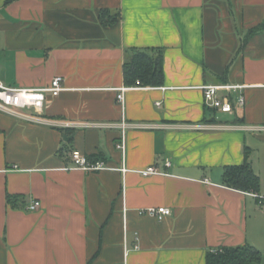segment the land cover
Segmentation results:
<instances>
[{"label": "crops", "instance_id": "crops-1", "mask_svg": "<svg viewBox=\"0 0 264 264\" xmlns=\"http://www.w3.org/2000/svg\"><path fill=\"white\" fill-rule=\"evenodd\" d=\"M261 22L264 0H0V79L65 86L22 112L43 120L0 109V264H207L244 244L264 264V31L242 44ZM148 48L164 84L127 86L126 56ZM220 82L247 85L226 120L200 88ZM73 150L107 168H70ZM247 158L260 193L223 183ZM152 206L172 213H139Z\"/></svg>", "mask_w": 264, "mask_h": 264}, {"label": "trees", "instance_id": "trees-1", "mask_svg": "<svg viewBox=\"0 0 264 264\" xmlns=\"http://www.w3.org/2000/svg\"><path fill=\"white\" fill-rule=\"evenodd\" d=\"M109 10L101 11V21L114 24L117 15H111ZM109 13V14H108ZM264 31V22L249 29L242 40L243 47L248 39ZM124 82L127 86H160L165 82L164 50L162 48L133 49L126 56L124 66ZM223 183L241 191L260 193L261 179L246 159L242 164L226 165L223 168ZM8 201L14 205L18 196L8 194ZM263 253L250 244L240 246H224L207 252V264H255L261 262Z\"/></svg>", "mask_w": 264, "mask_h": 264}, {"label": "built area", "instance_id": "built-area-1", "mask_svg": "<svg viewBox=\"0 0 264 264\" xmlns=\"http://www.w3.org/2000/svg\"><path fill=\"white\" fill-rule=\"evenodd\" d=\"M64 78L62 76H56L52 79L50 85L39 88H27L21 86L7 85L0 79V109L13 112L17 115L31 117L34 114L22 113L23 110L32 111L37 113L35 116L42 115L48 101L49 96H58L62 90L65 89L63 84ZM247 85L236 84L230 82H220V83H206L202 84L200 88L204 92L205 101L208 106H211L217 111L225 113H233L237 106H244L246 103V97L240 94L236 101L233 100V91L242 90L246 88ZM124 90L122 88L118 95L119 101L123 102ZM161 102H157L160 105ZM33 119L43 120L41 118ZM67 125H71L67 123ZM120 128L125 129L129 126L128 123L122 122L119 124ZM121 149L125 148V135L122 137V142L118 144ZM72 167L70 168H82L85 170H101L107 168L104 161H92L85 154L79 150H73L71 154ZM171 163L167 161L166 165ZM143 175H151L159 173L160 170L157 166L151 165L140 171ZM40 206V201L35 200L29 206L30 209L34 210ZM140 214H146L154 216L159 220L164 219L172 213V210L168 206H152L139 210Z\"/></svg>", "mask_w": 264, "mask_h": 264}, {"label": "rangeland", "instance_id": "rangeland-1", "mask_svg": "<svg viewBox=\"0 0 264 264\" xmlns=\"http://www.w3.org/2000/svg\"><path fill=\"white\" fill-rule=\"evenodd\" d=\"M217 116H218V118L220 119V120H226L228 117H229V115L227 114V113H222V112H217Z\"/></svg>", "mask_w": 264, "mask_h": 264}]
</instances>
